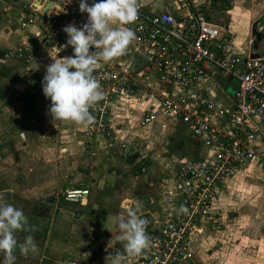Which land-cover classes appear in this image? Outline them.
Masks as SVG:
<instances>
[{"label": "crops", "instance_id": "0c3cea01", "mask_svg": "<svg viewBox=\"0 0 264 264\" xmlns=\"http://www.w3.org/2000/svg\"><path fill=\"white\" fill-rule=\"evenodd\" d=\"M192 1L206 5L210 20L229 28L225 23L228 15L240 4L234 5L232 0L231 4L228 0ZM261 1L257 6L241 4L253 9L255 26L264 19V0ZM146 3L157 12L167 7L162 6L161 0ZM30 5L44 13H55L57 6L74 13L80 11L79 0H5L0 12V193L27 216L28 232L18 233V239L31 234L38 245V252L27 256L17 249L16 264H105L106 256L123 248V242L115 239V215L140 203L139 214L147 219L146 232L151 236L165 213L169 193L178 190L179 165L184 161H205L211 152L204 136L195 135L189 125L162 112V99L171 97L173 90L157 79L140 77L141 59L125 53L100 63L103 68L117 64L134 68L131 75L137 85H131L141 83L134 96L120 94L110 103L108 119L115 132V147L121 151L111 150V142L101 138L88 139L84 126L53 119L49 113L51 101L43 93L42 81L46 66L52 62L49 52L61 58L74 54L66 53L72 46H66L68 36L63 28L75 23L63 25L60 44L42 43L38 47L40 58L27 62L16 51L32 45L29 31H39L20 25L25 15L23 7ZM239 38L237 34L241 49L248 47V42L245 44ZM250 39L254 53L252 33ZM215 79L209 97L225 106L235 94L228 92L233 80L221 74ZM149 112L156 119L143 125ZM247 172L254 178L247 180L249 185L257 189L245 188L243 179ZM240 179L242 182H237ZM256 179H264V168L249 163L223 183L218 193L226 194L228 201L220 203L216 198L212 219L204 222L203 233L197 236L191 264L203 259L204 264H210L211 252L204 256L206 250H264V220L256 216L264 207V183H253ZM69 189L88 190L87 206L65 202L63 192ZM242 193L251 198L246 204H250L246 207L249 213L243 209L245 200L235 198ZM240 207L244 215H239L236 208ZM226 211L231 212L225 217ZM253 262L263 264L255 259Z\"/></svg>", "mask_w": 264, "mask_h": 264}, {"label": "built area", "instance_id": "2783aa9c", "mask_svg": "<svg viewBox=\"0 0 264 264\" xmlns=\"http://www.w3.org/2000/svg\"><path fill=\"white\" fill-rule=\"evenodd\" d=\"M4 2L0 0V12ZM55 9V13H44L33 5L23 7L21 27L39 31H29L32 45L16 51L19 58L38 60L42 43L60 44L63 25L71 21L82 26L87 15L58 6ZM127 27L135 32V38L125 54L141 59L139 76L157 79L174 92L162 99V112L189 125L195 135L204 136L211 155L205 161L179 165L178 190L165 200V213L150 236L153 246L131 260L124 247L117 253L123 255L122 264H191L197 236L203 233L204 222L212 219L223 183L249 163L264 168V56L253 53L251 39L243 53L237 34L211 21L206 5L192 0H171L169 7L159 12L146 0H139L137 18ZM66 51L73 53V48ZM131 71L135 69L122 64L104 68L99 64L93 73L104 98L90 109L95 120L85 134L88 139L111 142L113 151L121 149L115 147V132L108 119L110 103L120 94L135 95L141 83L131 85H137ZM218 74L238 83L232 101L225 106L209 97ZM155 119L149 112L142 124ZM88 197V190L63 192L65 202L81 207L87 206ZM181 205L187 208L186 213H178Z\"/></svg>", "mask_w": 264, "mask_h": 264}, {"label": "clouds", "instance_id": "9594fccd", "mask_svg": "<svg viewBox=\"0 0 264 264\" xmlns=\"http://www.w3.org/2000/svg\"><path fill=\"white\" fill-rule=\"evenodd\" d=\"M139 0H79V10L87 13V22L81 27L69 24L63 28L68 39L66 46L73 48V55L58 57L46 66L42 89L51 104L49 113L55 120L72 121L79 126H90L95 117L90 109L104 98V92L94 77V69L101 62H110L123 55L134 40L135 32L126 25L138 15ZM95 49L92 51L91 49ZM142 205L136 203L126 213H117L116 241L123 242L124 254L131 260L153 246L146 232L147 219L140 215ZM188 210L181 205L178 213ZM28 232V220L23 209L7 202L0 193V264H16L15 252L22 255L36 254L35 238L18 233ZM123 255L112 253L105 257V264H122Z\"/></svg>", "mask_w": 264, "mask_h": 264}, {"label": "rangeland", "instance_id": "374dc122", "mask_svg": "<svg viewBox=\"0 0 264 264\" xmlns=\"http://www.w3.org/2000/svg\"><path fill=\"white\" fill-rule=\"evenodd\" d=\"M230 1L231 0H228L227 2L229 3ZM232 2H234V5L236 3L237 4L240 3L239 8L235 7V11L233 12V14L231 13L228 15L229 18L225 22L226 25L230 26L233 30H235V32L240 37L239 40H241L245 44L248 42V39L252 33V35L254 36V41H255V45L253 47L254 54L260 52L259 54L261 56H264V19L262 21H260L257 26H255V23H254L253 18H252L253 17V9L249 7L251 5V3L252 4L255 3V6H257L262 1L261 0H239V2H237V0H232ZM161 3H162V6L166 5L167 7H169L171 0H161ZM242 3L243 4L249 3V6L244 7L241 5ZM230 4H231V2H230ZM230 4H229V7L231 6ZM246 5H248V4H246ZM221 9L224 10V8H221ZM223 10H221V11H223ZM218 12H220V11H218ZM219 16L222 18L221 14H219ZM215 18H216V16H215ZM213 21L217 22V20H215V19ZM225 23H223V24H225ZM246 48L244 45L243 50L241 49L243 53L247 50ZM237 89H238V83L236 81H233V85L228 88V92L233 95L237 91ZM252 175H253L252 173L249 174L247 172L246 177L243 179V184L245 185V188L246 189L248 188L249 190L254 186L253 184L249 185V182H248V181H251L254 179ZM239 181L242 182L241 179L238 180L237 182H239ZM253 183H255V184L264 183V179H261V180L256 179L255 181H253ZM253 188L257 189L256 187H253ZM246 196L247 195L242 193V195H239L238 197L235 196V198H237L239 200L240 199L245 200V203L242 204L244 206V205L248 204V201L251 199L250 196L249 197H246ZM217 197H218L220 203L228 201L226 198V194H223V192H220V194L218 193ZM234 201H235V199H234ZM250 202H252V201H250ZM249 205H246L245 207H243V209H244V211H246V213L247 212L249 213V210L246 208ZM236 209L239 210V215L245 214L244 211H241L242 207L236 208ZM229 212H231V211H226L225 217L229 215ZM250 216H251V214H250ZM256 216H260L264 220V207L261 208V213L257 214ZM240 217H242V220L247 219L245 216H244V218H243V216H240ZM259 225L260 224H255L253 226H259ZM254 230H256V229H254ZM244 231H246V230L244 229ZM258 231L260 232L261 230H258ZM245 233L246 232H244V234ZM253 233L255 234L256 232H253ZM209 252H211L210 253L211 259L209 260L210 264H211V262H212V264H216V263L221 264L220 262H223L224 264H235V263L255 264L253 262L254 259L256 261H259V262L264 264V250H208V251L206 250L204 253V256H205V254H209ZM235 256H236V258H235ZM237 257H238V259H237ZM204 262H206V261H204V259H203V261H200L199 263L204 264Z\"/></svg>", "mask_w": 264, "mask_h": 264}, {"label": "water", "instance_id": "95a60500", "mask_svg": "<svg viewBox=\"0 0 264 264\" xmlns=\"http://www.w3.org/2000/svg\"><path fill=\"white\" fill-rule=\"evenodd\" d=\"M50 6L47 7V9L45 10L47 12V10L49 9Z\"/></svg>", "mask_w": 264, "mask_h": 264}]
</instances>
